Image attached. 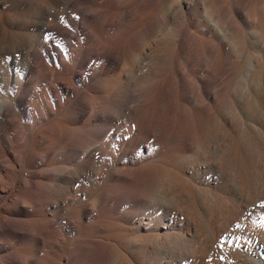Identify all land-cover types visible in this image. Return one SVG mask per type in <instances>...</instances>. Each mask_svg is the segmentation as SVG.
<instances>
[{
	"label": "bare ground",
	"instance_id": "bare-ground-1",
	"mask_svg": "<svg viewBox=\"0 0 264 264\" xmlns=\"http://www.w3.org/2000/svg\"><path fill=\"white\" fill-rule=\"evenodd\" d=\"M166 1L0 0V42L52 10L14 96H0V244L11 249L0 252L5 264H262L249 261L264 256V239L253 238L244 217L260 201L264 179V126L247 122L264 108V0H206L214 30L191 35L187 56L179 53L170 75L167 66L188 45L180 21L194 17L190 0H174V16L160 10ZM244 48L254 53L238 89L245 121L236 123L231 67ZM89 112L126 127L97 145L102 131L79 126ZM28 122L43 125L36 131ZM133 146L134 167L120 171ZM67 154L73 164L58 167ZM213 156L218 178L204 173ZM31 167L35 175L23 177ZM229 188L233 205L224 199ZM208 202L216 216L205 212ZM137 204L160 206L165 215L156 210L147 223L127 227L123 218ZM197 206L207 218L206 237L195 246L175 226L184 218L199 234ZM119 209V219L112 217ZM10 211L13 220L3 216ZM164 251L169 259H157Z\"/></svg>",
	"mask_w": 264,
	"mask_h": 264
},
{
	"label": "rangeland",
	"instance_id": "rangeland-1",
	"mask_svg": "<svg viewBox=\"0 0 264 264\" xmlns=\"http://www.w3.org/2000/svg\"><path fill=\"white\" fill-rule=\"evenodd\" d=\"M191 4H192V14L194 19H186L184 21H180V28H181V32H182V36H183V41L186 42L188 45L183 49L178 51L177 50V54L175 56V58L173 60H171V64L169 66H167V69H169V71L167 70V75L172 74L171 72V65L176 62L177 59L180 60V57L182 55V57H186L188 54V47L189 44L193 43V38L191 37V35H195L197 36V38H201L202 36H200L198 34V29L199 28H209L211 30H214V25H213V21L210 19V16L208 15L207 9H208V4L206 0H190ZM218 3H222L224 2V0H217ZM236 2L238 0H229V2ZM44 2H46V0H44ZM194 2V3H193ZM204 2V3H203ZM241 1H239L238 4H240ZM171 4V5H170ZM173 4V5H172ZM201 4V5H200ZM194 5V6H193ZM207 6V7H206ZM178 9L177 4L175 3L174 0H167L164 4H162L160 6V10H162L163 12L167 13L170 16H174L176 14V11ZM48 10V11H47ZM51 9L47 8V9H43L40 11V13H36L37 16L33 17L31 26L29 29L21 31V34L19 37H12V38H7V40L5 39L3 42H0V96L1 97H12L14 96V84L16 81L19 80V78H21L24 69L27 66L28 60H29V55H30V47L33 45L34 39L36 37H38L41 34V28L44 27V25L49 21H51V14H52V10L50 12ZM199 12V13H197ZM46 13V14H44ZM51 13V14H50ZM201 13V14H200ZM207 13V14H205ZM46 15V16H44ZM205 15V16H204ZM50 16V17H49ZM46 18V19H45ZM38 20V21H37ZM47 20V22H46ZM45 21V22H44ZM44 22V23H43ZM38 23V24H37ZM212 23V24H211ZM207 24V25H206ZM29 30V31H28ZM38 30V31H37ZM36 32V33H35ZM40 32V33H39ZM39 33V34H38ZM164 32L160 33V38L163 37ZM23 35V36H22ZM31 35V36H30ZM38 35V36H37ZM26 38V39H25ZM14 39V40H13ZM24 39V40H23ZM30 39V41H28ZM17 40V41H16ZM33 40V41H32ZM6 42V43H5ZM9 43V44H8ZM28 43V44H27ZM30 45V46H29ZM4 46V47H3ZM24 46V47H23ZM27 46V47H26ZM3 47V49H2ZM15 47V48H14ZM19 47H21V49H19ZM25 49V50H24ZM4 50V51H3ZM3 51V52H2ZM7 51V52H6ZM14 51V53H13ZM55 51V49L53 50ZM25 52V53H24ZM244 56L242 57V59L239 61L238 65H233V68L231 67L232 71H234L233 74V78H232V93H233V97L231 98L232 103H234V111L233 112V117H231L232 121L238 123V121H245V117H243L242 115V108L240 107L242 102V98L240 97V83L242 81V77L244 76L246 70L245 68H248L247 64V57H250L252 53H254V51H252L251 49L248 48H244ZM29 53V54H28ZM179 53L181 55H179ZM4 54V55H3ZM17 54V55H16ZM27 55V56H26ZM14 62V63H13ZM27 62V63H26ZM17 64V65H16ZM240 64V65H239ZM236 66V67H235ZM51 69H54V67H49ZM173 71V70H172ZM10 72V73H9ZM18 74V75H17ZM185 74V72H184ZM3 75V76H2ZM191 73L187 72V76L185 75L184 79L186 80H191ZM236 75V76H235ZM175 80L179 81V78H177L176 76ZM235 80V81H234ZM234 84V86H233ZM235 87V88H234ZM138 89V88H137ZM234 89V90H233ZM241 89V87H240ZM81 91H84V88H81ZM239 98V99H238ZM233 99V100H232ZM234 101V102H233ZM239 105V106H238ZM241 109V111H240ZM241 113V115L239 114ZM239 114V115H238ZM237 115L239 117H237ZM242 116V117H241ZM263 116V118H262ZM261 117V118H260ZM241 119V120H240ZM260 120L262 125L264 126V108L263 111L261 110V112L259 111V115L254 116L253 118H247V122L251 125L255 127V121ZM238 120V121H237ZM249 120V121H248ZM253 120V121H251ZM86 123V124H85ZM98 123V125H97ZM105 123V124H104ZM41 124L43 125L42 122H40L38 124V126H31V124L28 122L26 124L27 127H31V129L38 131L41 126ZM96 125V126H95ZM79 126H81L84 129L87 130H98V131H102V136L101 138L98 140L97 145L101 144L106 138H108L109 135H111L112 133L115 132L116 129H118L119 131L123 132L124 128L126 127V125L123 126H119L116 123H107L104 122L102 118L100 117H96L95 114H93L92 112H89L80 122H79ZM35 127V128H34ZM38 127V128H37ZM106 130V131H105ZM109 132V133H108ZM136 135H133V139H137L135 137ZM128 136L126 135L124 137V139H126ZM263 140H264V131H263ZM101 141V142H100ZM23 143L22 139H18L15 146L21 145ZM122 143V142H121ZM45 145V144H44ZM43 144H41L40 146L44 147ZM120 151V150H118ZM136 151V152H135ZM137 154V149L136 147H131V158L129 159V162L124 164L123 166H121L123 169H120V171H127L129 168H133L134 165H132V163H135V160L133 157H135L134 155ZM68 157H66L67 161H62L58 167H67L70 166L71 164H73V155L71 154H67L66 155ZM70 156V157H69ZM65 159V160H66ZM212 161H209V163H211V165H207V167L204 170V173L207 177H211V178H218L219 174L216 170V163H217V159H215V156L212 157L211 159ZM216 160V161H215ZM49 163L46 162L44 164V168H49L50 166L48 165ZM64 165V166H62ZM120 167V168H121ZM212 167V168H211ZM35 170V171H34ZM38 168L36 167H31V168H26L21 172V175L23 177H32L35 175V172H37ZM32 171H34L32 173ZM213 171V172H212ZM261 174L264 173V154H263V158H262V167L260 169ZM30 172V173H29ZM29 173V174H28ZM32 173V174H31ZM215 175H214V174ZM210 174V175H209ZM29 175V176H28ZM49 179V178H47ZM48 181V180H46ZM194 182V183H193ZM188 185H190L192 188L197 187V181H193V180H189V182L187 183ZM184 184H182L180 186V188H178L176 194L180 195L182 194L184 191L183 189ZM191 189V188H190ZM190 189H188V193H190ZM229 194H226L224 199L225 201H227L228 203L230 202L231 205H233L234 203H236L237 201H235L234 198V190L229 188ZM261 191H262V197L260 199L259 202H255V204H250L248 209H251L250 212L255 213L256 218H254L252 216L253 213H249L247 214V216L244 217V219L246 221H249L250 218V231L254 232V237L256 240L263 238L264 239V179H263V183L261 186ZM13 195V196H12ZM227 196V197H226ZM229 196V197H228ZM12 200V201H11ZM234 200V201H232ZM4 202L7 204L9 210L11 209V207H9L10 205L13 204V202H15V196H14V190H11L8 192L7 196L4 199ZM11 203V204H10ZM259 204V205H258ZM146 206V204H141V208L139 209V205L137 204V210H135L131 216L124 217L123 218V224L126 225L127 227H130L134 222L138 221L139 219H144V223H147V221L152 220L154 216H152V212L157 210V214L159 213H163L165 215L164 209H160L158 206L156 207H152L149 210H145L144 207ZM207 207V209H206ZM253 207V209H252ZM260 207V208H259ZM257 208V209H256ZM206 209V210H205ZM205 212L207 211V213L211 215H215V210L212 211V208H210L209 202L207 203V205H205L204 208ZM197 220H200L202 228H199V234H195L194 231L189 228L190 223L186 220V219H179L177 221L178 224H176V229L177 231L181 232L182 235L184 236L185 240L190 241H194L195 246H197V242L203 240L206 236L204 235V228H205V221L206 220V215L198 208L197 206ZM212 211V213H211ZM121 213V210H116L113 214L112 217H116L119 219V215ZM259 213V214H258ZM258 214V215H257ZM5 215V216H4ZM142 215V216H141ZM201 215V216H200ZM204 215V216H203ZM3 216L6 219L9 220H13L14 219V214L11 213V211L8 214H3ZM50 215L47 214V217H49ZM216 216V215H215ZM201 217V218H200ZM204 219V220H203ZM248 219V220H247ZM257 219V220H256ZM183 221V222H181ZM180 222V223H179ZM203 222V223H202ZM188 225V226H187ZM188 227V228H187ZM190 229V230H189ZM256 230V231H255ZM259 230V231H258ZM189 232V233H188ZM262 233V234H260ZM192 234V235H191ZM197 236L196 239L194 240V236ZM261 235V236H260ZM187 236V237H186ZM201 238V239H200ZM198 240V241H197ZM166 244L163 245V247ZM180 246H178L180 249L183 250H188L187 246L184 245V243L179 244ZM183 245V246H182ZM182 246V247H181ZM163 251V250H162ZM0 252L1 253H9L11 252L10 247L6 244V243H2L0 244ZM166 256H165V255ZM156 255V254H155ZM160 255V256H159ZM164 255V257H167V260L169 259L170 254L167 252H163V254H157V259L162 258ZM155 256V258H156ZM172 257H175V255H172ZM260 260V262L262 264H264V256L263 255H254L252 257H249V261H255V260ZM185 262V263H184ZM166 263V261H165ZM188 262L186 260H183V262H181L180 264H187ZM0 264H5V262H3L2 260H0ZM167 264V263H166Z\"/></svg>",
	"mask_w": 264,
	"mask_h": 264
}]
</instances>
